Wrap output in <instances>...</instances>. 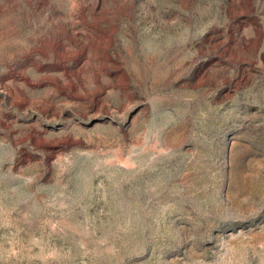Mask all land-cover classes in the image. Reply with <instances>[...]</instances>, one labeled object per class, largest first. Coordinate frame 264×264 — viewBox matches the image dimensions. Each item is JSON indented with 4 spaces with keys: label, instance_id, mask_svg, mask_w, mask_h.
<instances>
[{
    "label": "rangeland",
    "instance_id": "374dc122",
    "mask_svg": "<svg viewBox=\"0 0 264 264\" xmlns=\"http://www.w3.org/2000/svg\"><path fill=\"white\" fill-rule=\"evenodd\" d=\"M0 264H264V0H0Z\"/></svg>",
    "mask_w": 264,
    "mask_h": 264
}]
</instances>
